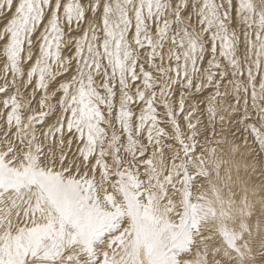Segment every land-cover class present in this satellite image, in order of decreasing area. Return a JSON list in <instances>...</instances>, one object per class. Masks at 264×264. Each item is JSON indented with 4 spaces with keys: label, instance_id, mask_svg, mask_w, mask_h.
<instances>
[{
    "label": "snow or ice",
    "instance_id": "6c2138e0",
    "mask_svg": "<svg viewBox=\"0 0 264 264\" xmlns=\"http://www.w3.org/2000/svg\"><path fill=\"white\" fill-rule=\"evenodd\" d=\"M0 264H264V0H0Z\"/></svg>",
    "mask_w": 264,
    "mask_h": 264
}]
</instances>
